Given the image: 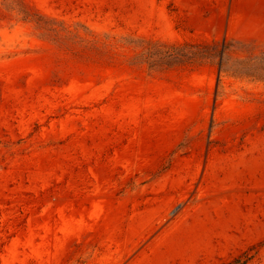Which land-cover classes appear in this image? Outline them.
<instances>
[{
	"label": "rangeland",
	"instance_id": "1",
	"mask_svg": "<svg viewBox=\"0 0 264 264\" xmlns=\"http://www.w3.org/2000/svg\"><path fill=\"white\" fill-rule=\"evenodd\" d=\"M0 264H264V0H0Z\"/></svg>",
	"mask_w": 264,
	"mask_h": 264
}]
</instances>
